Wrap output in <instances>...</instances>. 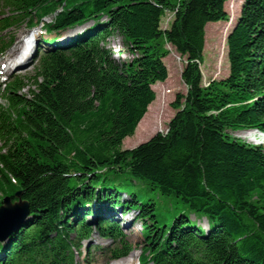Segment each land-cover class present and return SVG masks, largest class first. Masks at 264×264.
Here are the masks:
<instances>
[{
  "label": "trees",
  "instance_id": "16d2710c",
  "mask_svg": "<svg viewBox=\"0 0 264 264\" xmlns=\"http://www.w3.org/2000/svg\"><path fill=\"white\" fill-rule=\"evenodd\" d=\"M227 1L0 0V51L43 17L48 32L88 25L42 50L33 89L21 93L17 75L2 94L0 194L20 192L30 217L0 242V264H79L94 231L112 241L108 260L125 257L133 246L112 210L139 221L141 264H264V144L231 134L264 132V0L242 1L228 75L203 85L206 25L229 19ZM165 43L184 58L186 93L167 130L122 149L168 77Z\"/></svg>",
  "mask_w": 264,
  "mask_h": 264
},
{
  "label": "rangeland",
  "instance_id": "374dc122",
  "mask_svg": "<svg viewBox=\"0 0 264 264\" xmlns=\"http://www.w3.org/2000/svg\"><path fill=\"white\" fill-rule=\"evenodd\" d=\"M242 1L243 0H228L225 3V9L229 15V19L224 22L209 23L206 25L203 61L200 65L203 85H206L212 79H220L228 75L229 67L227 60L226 38L240 12ZM171 19L172 13L165 12L161 19V28L164 29L168 27ZM44 21H49V18H45ZM41 28L42 23L36 26V31L28 30L24 25L13 30L10 35L13 36L15 41L4 54L0 55V67L2 68L4 64L10 67V64L12 63L14 58L20 55L22 51L25 50L24 43L27 40L25 37L33 31H35V34L38 35ZM71 32H74V30ZM7 35L9 36V34H6L5 36ZM39 40L34 43L30 50H28V53L23 57V64L21 65L22 67L16 68L14 71H12L11 68H4L7 75L8 73H20L25 77L24 82L26 83V87L21 91L23 94L28 93V89L34 88V86L30 84L32 82V78L30 77L33 75L34 69L32 64L34 55L36 54V44ZM110 46L115 53L114 55H116L118 49L123 47L122 42H118L117 38H115V41H110ZM164 47L168 52L167 55L163 58V61L168 69V77L164 82H156L152 85V88L154 89L156 94L155 100L148 106L147 112L143 117L144 119L139 127H136L134 134L123 139L121 145L122 149L132 148L139 143L147 140L158 131L164 132L167 128L168 121L175 114V110L171 106V103L174 101L176 94L186 93V85L181 78V72L185 64L184 58H182L176 52L175 48L169 43H165ZM124 55L126 56V54ZM4 59H6L7 61H4ZM2 102L3 100L0 99V103ZM241 131H234L231 132V134L234 136L240 135L241 133H243ZM255 141L258 142L261 141V139H256ZM1 197L2 196L0 194V198ZM133 216L134 215L132 213H126L124 215L119 214V217L121 218L123 223L128 222L129 220H133ZM91 218H93V216L89 217V219ZM134 223L135 224H132L131 226L132 229L123 230L127 235V240L133 246L132 251L128 256L121 257L116 260H110L109 262L106 261L105 256L100 250H102L103 247L110 245V241L102 238L97 231H94L91 239L87 240L88 242L91 241L93 245L92 251L90 252V260H92L91 264H137V258L140 256L142 251L140 244L141 238L139 237L141 227L139 221H134ZM202 224L204 227H206L204 221H202ZM87 241L83 242L82 251L85 246H87ZM82 259L83 254L78 255L77 260L79 264H86Z\"/></svg>",
  "mask_w": 264,
  "mask_h": 264
},
{
  "label": "water",
  "instance_id": "95a60500",
  "mask_svg": "<svg viewBox=\"0 0 264 264\" xmlns=\"http://www.w3.org/2000/svg\"><path fill=\"white\" fill-rule=\"evenodd\" d=\"M15 196L18 198L15 202L10 197H5L0 205V242L6 241L29 216L27 201L20 198V192Z\"/></svg>",
  "mask_w": 264,
  "mask_h": 264
},
{
  "label": "bare ground",
  "instance_id": "6f19581e",
  "mask_svg": "<svg viewBox=\"0 0 264 264\" xmlns=\"http://www.w3.org/2000/svg\"><path fill=\"white\" fill-rule=\"evenodd\" d=\"M30 50V49H29ZM16 51H17V47H16ZM26 55V54H25ZM23 53H21L20 55H18L17 57H15L14 58V60H13V62L15 61V63H16V65H19V67H22L21 65L23 64V62H22V59H23V57L25 56ZM241 136H242V138H245L246 139V137H245V135L242 133L241 134ZM251 136V135H250ZM262 136V135H261ZM254 137V136H253ZM249 138V137H248ZM253 139V138H252ZM248 141H250L249 139H248Z\"/></svg>",
  "mask_w": 264,
  "mask_h": 264
}]
</instances>
